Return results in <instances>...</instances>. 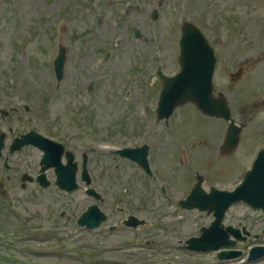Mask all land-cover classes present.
Listing matches in <instances>:
<instances>
[{"label":"rangeland","instance_id":"obj_1","mask_svg":"<svg viewBox=\"0 0 264 264\" xmlns=\"http://www.w3.org/2000/svg\"><path fill=\"white\" fill-rule=\"evenodd\" d=\"M239 11L241 20L226 19ZM186 20L209 24L212 39L220 31L216 87L245 125L234 152L217 148L213 136L224 120L203 116L190 102L175 111L171 125L157 121V69L177 71ZM59 46L66 58L57 79ZM106 50L111 54L105 60ZM239 65L244 72L232 79L229 73ZM260 98L264 0H0V130L12 127L9 145L35 129L78 155L86 152L91 175L89 185L79 178V189L67 193L50 170L52 183L43 187L36 180L41 150L7 149L0 161V264H264V257L249 261L246 253L220 260L215 252L184 248L213 216L177 204L197 171L207 188H233L242 179L263 141L264 103L253 107ZM140 140L151 145V179L104 149ZM88 187L102 195L99 204L111 215L97 230L76 224L98 202L86 194ZM115 206L146 221L135 230L124 228L128 214L118 216ZM229 212L227 223L249 232L237 248L248 251L253 240L264 242L263 212L244 204ZM114 223L118 231L104 236ZM123 245L137 251H122Z\"/></svg>","mask_w":264,"mask_h":264},{"label":"water","instance_id":"obj_2","mask_svg":"<svg viewBox=\"0 0 264 264\" xmlns=\"http://www.w3.org/2000/svg\"><path fill=\"white\" fill-rule=\"evenodd\" d=\"M215 61L213 50L200 31L196 27L186 24L181 39L180 73L171 78L161 74L164 86L157 110L159 118L164 116L169 117L177 105H181L188 100L196 102L198 106L208 113L222 115L227 118L230 116V110L223 99H221L222 107H216L221 105V103L214 98L212 90V75ZM64 65L65 53L62 48L60 55L55 60V70L59 78L63 74ZM237 137L239 139L238 134ZM235 141L237 142V139ZM18 143L20 146L33 143L43 149L45 152L43 162L48 166L50 165L49 161L53 157L52 154L56 153L57 157L62 154L60 150V148L62 149L61 145L35 132L23 135L21 140H18ZM3 146L4 140L3 137H0V155ZM134 151V149H126L122 154L133 159H138ZM260 159L264 161V149L260 152L257 160L259 161ZM56 171L59 176V184L71 185L73 183L75 167L72 164L64 166L58 162L56 164ZM200 191L202 190L198 184L189 197L182 201V203L190 208L199 206L201 209L209 208L213 210L215 220L210 227L202 228V234L199 237L191 238L189 242L194 248L216 249L221 246L230 247L234 244L229 240L228 233L239 236L240 232L233 227L224 228L223 219L225 212L232 201L239 200L240 198L249 200L255 206L264 207V168L259 167L256 169L255 165L254 169L247 173L243 183L234 192L213 190L212 194L206 195ZM92 210L93 208L84 215L82 220L91 221V225H97L105 219V215L99 209H95L94 212H91ZM131 218L133 219V217ZM218 238L220 241H217ZM233 254L234 252L231 251H223L219 253V257H231Z\"/></svg>","mask_w":264,"mask_h":264},{"label":"flooded vegetation","instance_id":"obj_3","mask_svg":"<svg viewBox=\"0 0 264 264\" xmlns=\"http://www.w3.org/2000/svg\"><path fill=\"white\" fill-rule=\"evenodd\" d=\"M9 131V130H8ZM10 131H12V127H11V130ZM10 131H9V133H10ZM22 134V133H21ZM21 134H18V135H16L15 137H17V136H19V135H21ZM82 153V152H81ZM81 153L79 152V156L81 155ZM84 154V152L82 153V157L84 156L83 155ZM82 161L83 160H81V163H82ZM25 178H28L27 176L25 177ZM116 211V214L118 215V216H120V215H123L124 214V211H122V210H115ZM115 211H114V213H115ZM107 213H109V212H107ZM109 217L111 218V215H109ZM108 220V219H107ZM118 220V219H117ZM127 226V225H126ZM127 228L128 229H133L132 228V226H127ZM124 230V229H123ZM108 231H111V228H110V226L108 227Z\"/></svg>","mask_w":264,"mask_h":264}]
</instances>
